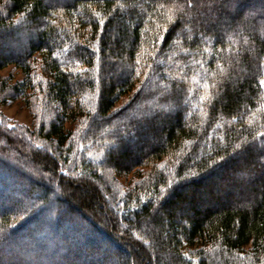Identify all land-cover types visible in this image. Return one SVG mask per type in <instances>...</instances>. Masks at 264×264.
<instances>
[{
    "label": "trees",
    "instance_id": "1",
    "mask_svg": "<svg viewBox=\"0 0 264 264\" xmlns=\"http://www.w3.org/2000/svg\"><path fill=\"white\" fill-rule=\"evenodd\" d=\"M0 41V264H264V0H0Z\"/></svg>",
    "mask_w": 264,
    "mask_h": 264
},
{
    "label": "rangeland",
    "instance_id": "2",
    "mask_svg": "<svg viewBox=\"0 0 264 264\" xmlns=\"http://www.w3.org/2000/svg\"><path fill=\"white\" fill-rule=\"evenodd\" d=\"M18 35L16 37H19ZM6 45H11V44H9L8 42L0 41V49H3ZM12 48H13V45H12ZM8 75H9V81H14V80L16 81L17 79L21 78L22 71L12 64L6 67L0 68V79ZM162 110L165 111V107H160V106L153 107L150 109L148 113L145 114V116L151 115L155 111H162ZM0 113L4 115L5 117L10 118L13 122H17L19 124H22L28 127H33L35 121L37 120V118L34 117L35 115H33L32 108L21 97L15 100L7 101L5 104L4 102L2 103L0 101ZM155 124L156 125H153V128L151 129H150V125L148 127L143 126L144 132L139 133V135L137 136L132 135L131 132H129V134L128 132H123L122 138H125L126 141L127 140L130 141V143L127 141L128 143L126 145L127 147L126 149L134 152L135 147H139L140 145H143L145 141H150L154 144L158 140V137H159L158 134L160 132V126H161L159 123H155ZM68 126H70V124H68ZM14 195L15 196H13L12 199H15L19 196L17 194H14ZM10 202H11L10 200L6 201L5 203H2L0 207L2 208L6 205H9ZM110 252L114 253L112 250ZM6 256L9 257V255H6Z\"/></svg>",
    "mask_w": 264,
    "mask_h": 264
},
{
    "label": "snow or ice",
    "instance_id": "3",
    "mask_svg": "<svg viewBox=\"0 0 264 264\" xmlns=\"http://www.w3.org/2000/svg\"><path fill=\"white\" fill-rule=\"evenodd\" d=\"M229 3H231V0H228ZM172 17H169V20H171ZM261 84L264 85V80H261ZM201 99H204V97H201ZM11 127V125H9Z\"/></svg>",
    "mask_w": 264,
    "mask_h": 264
}]
</instances>
